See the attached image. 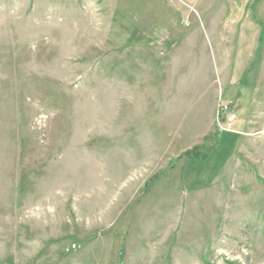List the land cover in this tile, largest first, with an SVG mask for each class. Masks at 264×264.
Wrapping results in <instances>:
<instances>
[{
    "label": "rangeland",
    "instance_id": "374dc122",
    "mask_svg": "<svg viewBox=\"0 0 264 264\" xmlns=\"http://www.w3.org/2000/svg\"><path fill=\"white\" fill-rule=\"evenodd\" d=\"M248 1L0 0V264H264Z\"/></svg>",
    "mask_w": 264,
    "mask_h": 264
},
{
    "label": "built area",
    "instance_id": "2783aa9c",
    "mask_svg": "<svg viewBox=\"0 0 264 264\" xmlns=\"http://www.w3.org/2000/svg\"><path fill=\"white\" fill-rule=\"evenodd\" d=\"M221 110H222V113L225 114V119L228 122L233 121V119L235 118V115L233 114V111L229 104L222 105Z\"/></svg>",
    "mask_w": 264,
    "mask_h": 264
},
{
    "label": "crops",
    "instance_id": "0c3cea01",
    "mask_svg": "<svg viewBox=\"0 0 264 264\" xmlns=\"http://www.w3.org/2000/svg\"><path fill=\"white\" fill-rule=\"evenodd\" d=\"M186 1H188L189 3H195L196 5H198V6H200L199 4H200V0H186ZM234 1V0H233ZM232 0H231V3H230V6H229V8L231 7V8H233L234 6H233V2ZM251 1H253V0H249L248 2H251ZM259 6H260V8H261V5H258V11H260L261 9L259 8ZM243 41H242V37H241V39H240V44L242 43Z\"/></svg>",
    "mask_w": 264,
    "mask_h": 264
}]
</instances>
